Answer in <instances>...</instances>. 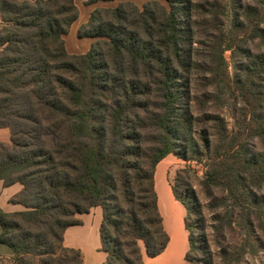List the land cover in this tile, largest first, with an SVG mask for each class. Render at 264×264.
Instances as JSON below:
<instances>
[{"label": "trees", "instance_id": "1", "mask_svg": "<svg viewBox=\"0 0 264 264\" xmlns=\"http://www.w3.org/2000/svg\"><path fill=\"white\" fill-rule=\"evenodd\" d=\"M136 1L92 10L77 32L95 39L91 48L69 54L75 0H0V128L10 132L0 142V181L22 186L9 203L23 207L0 209V244L10 252L0 264H83L78 249L63 246V233L95 207L101 264H144L166 248L157 166L169 155L199 159L202 146L211 147L199 126L210 119L194 115L190 99L199 78L194 0ZM223 151L242 168L251 164L246 144ZM232 165L212 167L202 185L237 188L245 170ZM172 191L186 211L185 262L214 264L193 201Z\"/></svg>", "mask_w": 264, "mask_h": 264}, {"label": "rangeland", "instance_id": "2", "mask_svg": "<svg viewBox=\"0 0 264 264\" xmlns=\"http://www.w3.org/2000/svg\"><path fill=\"white\" fill-rule=\"evenodd\" d=\"M120 1L124 0L105 7ZM77 2L79 18L85 7L83 0ZM136 3L141 6L143 0ZM190 19L199 77L192 84L190 99L194 115L210 119L199 127L209 135L211 147L207 151L202 146L199 159L165 158L156 171L159 191L162 195L163 188L172 194L174 190L178 198L193 201L214 264H264V0H194ZM81 25L73 34L70 26L69 49L79 50ZM231 144L239 149L247 145L252 158L248 167L223 155ZM231 162L235 169L245 170L241 185L210 189L202 185L206 171L217 167L228 172ZM171 203L167 195L164 209ZM195 219L188 216L189 223Z\"/></svg>", "mask_w": 264, "mask_h": 264}, {"label": "crops", "instance_id": "3", "mask_svg": "<svg viewBox=\"0 0 264 264\" xmlns=\"http://www.w3.org/2000/svg\"><path fill=\"white\" fill-rule=\"evenodd\" d=\"M85 11L77 20L72 23L70 34H73L75 27L87 22L90 12L97 7L106 6L107 3L97 2L91 5H86L83 0ZM75 4H78L75 0ZM76 5V6H77ZM81 18V19H80ZM0 19V27H1ZM76 28V30H77ZM69 34L64 36L66 51L69 54H84L90 44L95 39L92 38H79L76 40V45L79 50H72L68 48L67 38ZM73 39V35L71 37ZM77 51V52H74ZM83 51V52H78ZM9 140V132L7 128H0V142H7ZM168 157V156H167ZM166 157V158H167ZM165 159V158H164ZM164 159L162 161H164ZM161 161V162H162ZM161 162L159 164H161ZM159 166V165H158ZM157 166V167H158ZM157 170V169H156ZM160 183L157 182L155 173V188L158 195V206L160 214L162 216L163 226L169 236L168 244L164 251L154 258L144 259V264H186L184 256L189 248L188 243V231L185 228L184 219L186 211L183 205L175 199L170 189L163 188L162 195L159 188ZM162 188V187H161ZM22 186L18 183L10 186H4L0 181V209L3 212H14L21 210L20 205H14L9 203V199L20 192ZM169 196L171 205L168 210L164 209V201ZM174 208L176 212H174ZM77 218L81 224L76 226H70L66 228L63 233V246L66 248L78 249L83 258V264H101L106 259V253L101 251L99 228L102 220V210L100 207L92 208L89 213L79 214ZM10 254L7 247L0 244V257H8Z\"/></svg>", "mask_w": 264, "mask_h": 264}, {"label": "bare ground", "instance_id": "4", "mask_svg": "<svg viewBox=\"0 0 264 264\" xmlns=\"http://www.w3.org/2000/svg\"><path fill=\"white\" fill-rule=\"evenodd\" d=\"M158 168V167H157ZM157 171H158V169H157ZM156 176H157V172H156Z\"/></svg>", "mask_w": 264, "mask_h": 264}]
</instances>
